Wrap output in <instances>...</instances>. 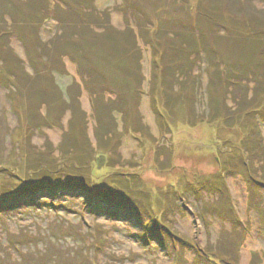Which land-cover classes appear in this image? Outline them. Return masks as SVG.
Returning <instances> with one entry per match:
<instances>
[{
  "label": "rangeland",
  "instance_id": "1",
  "mask_svg": "<svg viewBox=\"0 0 264 264\" xmlns=\"http://www.w3.org/2000/svg\"><path fill=\"white\" fill-rule=\"evenodd\" d=\"M0 196V264H264V0H0Z\"/></svg>",
  "mask_w": 264,
  "mask_h": 264
},
{
  "label": "trees",
  "instance_id": "2",
  "mask_svg": "<svg viewBox=\"0 0 264 264\" xmlns=\"http://www.w3.org/2000/svg\"><path fill=\"white\" fill-rule=\"evenodd\" d=\"M76 47V46H75ZM114 48V47H113ZM115 49V48H114ZM80 51V49H78L77 48V52L76 53H78L79 51ZM83 51V50H82ZM185 53V52H184ZM253 146H254V148H256L257 150H253L252 152H251V156H248V157H255L256 155H258V151L261 149V142H260V140H255L254 141V144H253ZM248 154H249V152H248ZM228 165H230V163L228 162ZM227 165V166H228ZM227 170H229V172L230 173H233V172H235L236 171V169H231L230 167H228V169ZM53 187H55V185L53 186ZM5 203V199L2 197V196H0V206L1 205H3Z\"/></svg>",
  "mask_w": 264,
  "mask_h": 264
},
{
  "label": "water",
  "instance_id": "3",
  "mask_svg": "<svg viewBox=\"0 0 264 264\" xmlns=\"http://www.w3.org/2000/svg\"><path fill=\"white\" fill-rule=\"evenodd\" d=\"M105 156H101V158L98 160V168H101L104 164Z\"/></svg>",
  "mask_w": 264,
  "mask_h": 264
}]
</instances>
